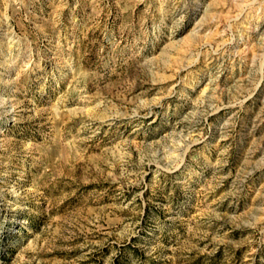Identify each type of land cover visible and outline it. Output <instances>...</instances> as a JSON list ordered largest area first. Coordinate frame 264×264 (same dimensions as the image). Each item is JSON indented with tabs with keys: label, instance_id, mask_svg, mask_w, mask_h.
<instances>
[{
	"label": "rangeland",
	"instance_id": "rangeland-1",
	"mask_svg": "<svg viewBox=\"0 0 264 264\" xmlns=\"http://www.w3.org/2000/svg\"><path fill=\"white\" fill-rule=\"evenodd\" d=\"M0 264H264V0H0Z\"/></svg>",
	"mask_w": 264,
	"mask_h": 264
}]
</instances>
